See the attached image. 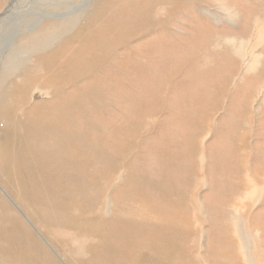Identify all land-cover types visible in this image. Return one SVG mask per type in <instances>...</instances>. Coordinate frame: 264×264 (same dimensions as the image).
<instances>
[{"label": "rangeland", "instance_id": "obj_1", "mask_svg": "<svg viewBox=\"0 0 264 264\" xmlns=\"http://www.w3.org/2000/svg\"><path fill=\"white\" fill-rule=\"evenodd\" d=\"M67 1L0 0V119L63 105L73 170L52 208L0 151V264H264V0ZM77 32L93 53L9 74Z\"/></svg>", "mask_w": 264, "mask_h": 264}, {"label": "bare ground", "instance_id": "obj_2", "mask_svg": "<svg viewBox=\"0 0 264 264\" xmlns=\"http://www.w3.org/2000/svg\"><path fill=\"white\" fill-rule=\"evenodd\" d=\"M90 2L91 0H81L79 2H73L68 0L67 4L79 10L80 6L82 7L84 5L89 4ZM135 6L136 5L130 7L128 6L127 10L129 9L136 12L139 9L134 8ZM43 12L46 13L47 16L49 17L58 15L57 13H52V14L48 13V11L46 10H44ZM44 19L45 18H43L42 22H40L38 26L43 23ZM72 20L73 18H70V20L63 22L62 24L60 23L59 24L61 27H64L68 22L67 24L68 28L70 26V29L73 30L75 26L74 23L76 22L77 25L78 22L80 21V18L75 20L74 23L72 22ZM81 29L82 28H80V30ZM35 30L37 29L35 28L32 32H34ZM76 34L78 35L75 38L74 37L65 38L61 42L59 47L56 48L57 50L54 49L50 54H47L45 57L41 56L39 60L36 57H35L36 59L34 60L33 58L34 55L32 53L30 59H28L25 62L26 64L27 63L30 64L32 67V68L27 67L28 71L31 70V73L29 75L25 72L23 67H21L17 71L9 70L8 71L9 74L10 75L25 74L23 75V81L25 79L24 77L26 76V79L30 85L33 84L35 80H40L39 74L36 75L35 73V71L38 70V67H40V65L44 66L47 63L49 64L48 66H54L57 62H61L62 65L67 66L69 63L72 62L73 59L78 58V54L80 52L90 50L91 53H93L95 47L90 45V43H88V39L86 37H81L82 32H77ZM55 39L51 37L50 39H48V41L49 40L50 42L52 40L56 41ZM261 39H264V37L262 35L261 36L259 35L258 40ZM50 42H48L47 44H49ZM76 44H77V49L74 54L72 48L76 46ZM69 46L70 48H68ZM28 47L29 45L23 46V48H28ZM32 58L33 61L35 62H32ZM80 58L78 59L77 62H75L76 65L78 64V67L81 63L79 62ZM257 63L258 61L255 58L254 61L250 63L251 68L256 67ZM11 64L13 65L14 62H12ZM84 69L85 68H83V70ZM11 85L13 86L14 84ZM17 87L19 88V86ZM36 93L37 95H44L43 91L40 89H37ZM13 97L15 99L14 106L16 107L10 109L8 108L9 111L7 112V115L8 117L11 118L12 117L11 112H14L13 114L14 115L13 118L15 117L14 120L9 121L8 117H6V119L4 120L0 119V128L5 129V132L8 135V140L5 143H3V145H0V151L1 150L7 151V155H8L9 144L13 142L12 152L10 153V156L12 157L11 160H13L14 166L17 167V169L15 168V174L12 176L11 180L9 181L8 178L6 182L7 183L9 182V184H13L14 187L18 189V191L29 192V194L31 195L30 200H33L35 203H39V202L42 204L48 203L50 207L54 208V205L56 203L55 193H57L58 190V186L55 182L56 180L55 178L61 177L63 179V182L65 181L64 184L66 183L68 186H72L71 181H72L73 170L71 171L69 169L72 164V157H71L72 148L70 144L71 142L70 134L72 133L69 132L70 125L68 123L69 122L68 118L63 115L65 112L63 109V105H58V104L54 105L52 104L51 101L46 104L37 103L33 106H30L29 108V103L27 105L26 102L22 103L21 99L17 101L15 96ZM18 115L23 118L24 122L19 121ZM21 144L23 145L20 146ZM19 147L21 148L20 152L17 151ZM17 225L19 226L17 228V232H19L18 237H22L24 231L26 230L23 228L20 220L18 221ZM20 231L22 232V234ZM27 234L28 233L26 231L24 235L27 236ZM39 248L40 247H38V249ZM23 249H25V251L28 254H32V255L35 254V250L32 248H28V246L26 245L25 247H23Z\"/></svg>", "mask_w": 264, "mask_h": 264}]
</instances>
